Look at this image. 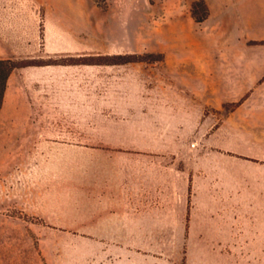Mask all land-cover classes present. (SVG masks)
<instances>
[{"label":"rangeland","instance_id":"obj_1","mask_svg":"<svg viewBox=\"0 0 264 264\" xmlns=\"http://www.w3.org/2000/svg\"><path fill=\"white\" fill-rule=\"evenodd\" d=\"M197 1L0 0V264H264V43Z\"/></svg>","mask_w":264,"mask_h":264},{"label":"crops","instance_id":"obj_2","mask_svg":"<svg viewBox=\"0 0 264 264\" xmlns=\"http://www.w3.org/2000/svg\"><path fill=\"white\" fill-rule=\"evenodd\" d=\"M207 1L209 3V17L206 21L209 22L214 19L217 22H231L234 27L237 24L236 30L231 34L232 37L236 36L237 39H233L231 42L264 43V0H216L215 4H212L210 0ZM223 37L225 39L229 36L225 33ZM246 55L248 56L247 59H250L248 69H250L251 77L248 85L251 86V95L230 114V118L247 108L254 98L260 97L263 99L260 109L264 113V49L262 52H252ZM130 203L137 205L138 203H144L142 195L138 196L137 193ZM135 210V213L126 211L125 219L134 218L135 215L133 214H138V208H135ZM112 218L114 217L112 216ZM120 218H122V215H120Z\"/></svg>","mask_w":264,"mask_h":264},{"label":"trees","instance_id":"obj_3","mask_svg":"<svg viewBox=\"0 0 264 264\" xmlns=\"http://www.w3.org/2000/svg\"><path fill=\"white\" fill-rule=\"evenodd\" d=\"M208 15V9L204 1L199 0L192 4V16L197 23L203 22ZM17 66L11 60H0V108L2 105L7 81L11 72Z\"/></svg>","mask_w":264,"mask_h":264}]
</instances>
